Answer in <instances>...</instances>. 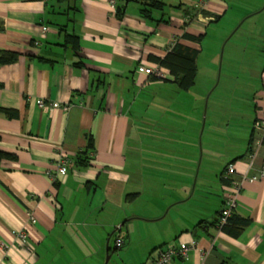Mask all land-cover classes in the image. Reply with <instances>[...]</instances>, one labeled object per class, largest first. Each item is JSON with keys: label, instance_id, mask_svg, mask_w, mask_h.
<instances>
[{"label": "crops", "instance_id": "0c3cea01", "mask_svg": "<svg viewBox=\"0 0 264 264\" xmlns=\"http://www.w3.org/2000/svg\"><path fill=\"white\" fill-rule=\"evenodd\" d=\"M142 1L0 0V53L19 57L0 66V151L12 157L0 165V264H106L116 251L118 263L155 264L194 242L172 264H264V180L239 193L240 236L218 229L227 168L237 181L264 166L263 145L249 168L263 65L223 83L219 51L203 57L236 0H155L165 6L151 18ZM176 43L198 52L189 91L153 60Z\"/></svg>", "mask_w": 264, "mask_h": 264}, {"label": "rangeland", "instance_id": "374dc122", "mask_svg": "<svg viewBox=\"0 0 264 264\" xmlns=\"http://www.w3.org/2000/svg\"><path fill=\"white\" fill-rule=\"evenodd\" d=\"M114 5L115 1L112 2V7ZM258 11L259 13L248 16V14ZM208 32L206 44L210 49H207L203 57L207 58V53L212 55L213 50L219 51L218 58L224 63L223 83L228 72L238 76L248 68L247 65L261 67L264 61V0H236L235 4H230L228 15L219 24L209 28ZM226 40L229 42L227 43ZM256 126L257 123L255 137L259 138L260 132L258 131L257 135ZM62 161H65L64 157H62ZM30 221L33 223L31 216ZM120 255L121 252L116 251L108 264H121ZM118 261L120 262L118 263Z\"/></svg>", "mask_w": 264, "mask_h": 264}, {"label": "trees", "instance_id": "16d2710c", "mask_svg": "<svg viewBox=\"0 0 264 264\" xmlns=\"http://www.w3.org/2000/svg\"><path fill=\"white\" fill-rule=\"evenodd\" d=\"M134 1H139V0H134ZM164 4H165L164 2L160 3V2H156L155 0H143L142 12L144 17L151 18V13L154 10H163L165 6ZM124 12L125 9L123 7L117 8V15L120 19H123ZM186 38H189L193 41H200V39H196L191 36H186ZM73 41L76 42V48H77L78 44L76 37L68 36V39H66L67 44H71L73 43ZM197 56H198L197 51L187 48L179 43H176L172 48L171 52L164 59H153V60L154 62L158 63L162 68L170 71V73L178 80L177 82L182 90L189 91L196 84V78L198 72L196 66ZM18 58H19L18 54L1 52L0 66L14 63L18 60ZM262 70L264 72V61H263ZM6 113L10 114L14 118L18 117V114L15 111H10ZM254 139H255V131L250 142L251 146ZM263 145H264V137H263ZM88 149L91 150L92 152L95 151L92 140H90L89 142ZM7 158H12V157L0 151V165L1 162ZM222 181L224 182L225 185L226 184L231 185L232 182V180L227 176L222 177ZM249 225L250 222L248 220L241 219L236 214H234L228 220L227 225L222 227L221 230L224 233L237 238L240 236L243 230L247 228Z\"/></svg>", "mask_w": 264, "mask_h": 264}, {"label": "built area", "instance_id": "2783aa9c", "mask_svg": "<svg viewBox=\"0 0 264 264\" xmlns=\"http://www.w3.org/2000/svg\"><path fill=\"white\" fill-rule=\"evenodd\" d=\"M201 3L206 2L207 0H197ZM141 73H145L147 75H155V76H160L159 72L151 69V68H140ZM40 107H44L45 103L43 101L39 102ZM256 131L258 135V131L260 132L259 138L255 137L253 143H252V153L250 154V165L249 168L251 169L253 167V161L255 157H257L258 152L263 146V137H264V114L258 119L257 121V126H256ZM65 158V157H64ZM69 160L65 158V161H62V158L59 160L58 165V175L59 176H65L66 173L68 172V165H69ZM236 174V169L234 166H229L227 168V177L231 179ZM261 181L264 180V166L261 168L260 173L254 176L247 177L244 176L240 180H232L231 182V189L232 192L231 194L227 197V200L225 202V207L222 211V214L218 220V229L221 230L222 227L226 226L228 223V220L235 214L236 208H237V201H238V196L239 193L242 191V187L244 182L246 181ZM31 220L33 223H36L37 220L34 217V215H30ZM222 231V230H221ZM17 238L21 242H26L28 235L26 232H20L17 234ZM116 248L120 249L124 246V241L121 237L116 238L115 240ZM197 244L194 242L190 246L186 244H182L180 248H175V247H169L163 251H161L158 255L157 260L155 261V264H172L173 261L176 258H186L188 256V251L191 249H196Z\"/></svg>", "mask_w": 264, "mask_h": 264}, {"label": "water", "instance_id": "95a60500", "mask_svg": "<svg viewBox=\"0 0 264 264\" xmlns=\"http://www.w3.org/2000/svg\"><path fill=\"white\" fill-rule=\"evenodd\" d=\"M110 259H111V257L109 256V257L107 258V263H106V264H108V262L110 261Z\"/></svg>", "mask_w": 264, "mask_h": 264}, {"label": "bare ground", "instance_id": "6f19581e", "mask_svg": "<svg viewBox=\"0 0 264 264\" xmlns=\"http://www.w3.org/2000/svg\"><path fill=\"white\" fill-rule=\"evenodd\" d=\"M20 233V232H19ZM28 235V234H27Z\"/></svg>", "mask_w": 264, "mask_h": 264}]
</instances>
